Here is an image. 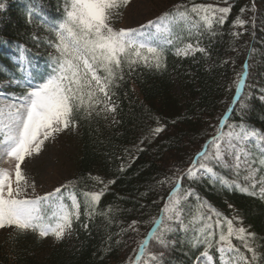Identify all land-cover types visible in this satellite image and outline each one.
I'll return each mask as SVG.
<instances>
[{"label":"trees","instance_id":"16d2710c","mask_svg":"<svg viewBox=\"0 0 264 264\" xmlns=\"http://www.w3.org/2000/svg\"><path fill=\"white\" fill-rule=\"evenodd\" d=\"M170 1L166 11L177 5L190 9L193 4L232 7L225 23H214L211 31L206 27L192 29L191 34L185 30L182 39L166 53L164 67L140 64L131 75L125 68L124 80L113 88L114 112L97 105L91 116L82 112L74 117L77 147L66 185L71 182L75 186L69 191H75L80 201V219L73 217L68 235L53 245L32 232H3L0 264H122L124 250L132 245L133 237L142 233L146 238L160 214L171 183L159 181L181 176L226 112L228 124L243 121L264 131V0ZM3 3L0 51L2 47L15 50L22 46L29 59L36 58L33 50L43 49L47 36L34 28L39 23L34 15L59 20L64 15L65 0H0ZM241 8L246 11L241 13ZM237 16L246 21L243 27L233 26ZM188 43L205 51L175 55V47ZM6 62L0 52V72H8ZM241 74L244 84L238 100L246 107L241 109L235 102L234 111H229L234 82ZM156 128L162 130L154 134ZM215 172L230 181H241L224 168L217 167ZM101 189L104 194L100 201L91 215L86 214L82 193ZM189 190L194 193L187 201L193 214L201 202L211 205L233 219L236 227L253 233L249 242L258 254L264 252L263 197L254 190L243 193L225 188L215 177L207 176L195 180L184 177L181 194ZM133 220L138 222L135 230L129 227ZM168 239L175 243L167 249L157 243L156 236L149 239L145 261L150 253L158 256L163 252L162 260L155 264H194L203 251V246L193 249L182 232ZM232 242L245 255H251L239 240L233 238Z\"/></svg>","mask_w":264,"mask_h":264},{"label":"snow or ice","instance_id":"6c2138e0","mask_svg":"<svg viewBox=\"0 0 264 264\" xmlns=\"http://www.w3.org/2000/svg\"><path fill=\"white\" fill-rule=\"evenodd\" d=\"M128 2L65 0L63 17L48 24V31L54 39L49 38L47 43L54 53L49 54L48 72L41 82H36L27 57L21 53L17 65L24 78L14 79L12 83L27 91L0 97V159L15 161L14 170L0 169V229H13L18 234L32 232L40 238L51 235L57 240L62 239L71 230L73 217L80 219V201L75 191H69L70 186H75L70 182L43 196H30L29 189L34 193L35 184H29L22 171V162L26 157L39 154L45 141L75 126L74 117L82 112L91 116L97 105H103L102 110L114 112L116 108L111 101L116 93L113 88H118L119 82L124 80L125 68L131 75L140 64L156 69L164 67L166 53L182 39L185 30L190 34L192 29L199 31L201 27L211 31L214 23H225L232 7L231 4L226 7L193 4L189 9L177 5L139 28L117 30L111 21L118 15V9ZM245 11L240 9L241 13ZM245 23L237 16L233 26L243 27ZM204 51L203 48H194L191 43L175 47L177 56ZM242 84L243 80L236 86L237 96L242 95ZM236 102L240 103L239 100ZM240 106L243 109L246 104L240 103ZM227 119L226 113L215 135L205 141L180 178L174 183L172 177L159 181L161 184L171 183L172 187L148 237L155 235L157 243L167 249L170 243L173 246L175 243L169 241L170 235L184 233L193 249L203 246L196 264H214V255L210 251L213 248L218 254L215 259L219 264H264V252L258 254L249 242V238L254 237L253 233L242 226L236 227L233 219L203 202L193 214L187 201L194 193L189 190L181 194V179H202L209 174L225 188L235 187L242 192L250 190L238 179L230 181L220 176L215 172L217 167L232 171L236 177H240L242 171L247 172L243 180L251 179L250 188H256L258 181L255 176L264 169V131L243 121L227 125L228 131H224ZM161 130L156 128L154 134ZM260 191L264 195V188ZM103 194L104 189L82 193L86 214H92ZM66 200L70 201V205ZM137 223L133 220L129 227L135 230ZM84 227L88 225L84 224ZM233 238L239 240L251 255L241 252L233 244ZM147 243L146 238L140 244L137 261L144 255ZM162 258L163 252L158 256L150 253L145 264H155L157 259Z\"/></svg>","mask_w":264,"mask_h":264},{"label":"rangeland","instance_id":"374dc122","mask_svg":"<svg viewBox=\"0 0 264 264\" xmlns=\"http://www.w3.org/2000/svg\"><path fill=\"white\" fill-rule=\"evenodd\" d=\"M170 2V0H129L127 5L119 8V14L114 17V21H111V23L117 30L121 28H139L141 25H146L148 21L156 20L157 17L162 15L170 6H168ZM224 130L228 131V128ZM76 140L77 132L75 128L70 126L68 129L57 134L54 139L45 141L39 154L26 157L25 161L21 164L22 171L29 184H35L34 193L29 189L30 196H43L45 193L52 192L69 181V175L72 170V156L75 154L77 147ZM14 167V160L9 161L7 158L0 159V169L12 171ZM242 172L244 175H247V172ZM260 172L262 173L258 172L255 176V180L258 181L256 189L259 193H261V188H264V183H260L264 182V169L260 170ZM248 181L250 183L253 182L251 179ZM142 239V233H137L133 237L132 245H128L124 250L122 264H135L137 261L135 260V256H137L136 254L139 251L136 246L143 242ZM45 241L48 245H53L58 240L50 235L45 238Z\"/></svg>","mask_w":264,"mask_h":264}]
</instances>
